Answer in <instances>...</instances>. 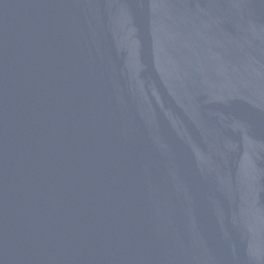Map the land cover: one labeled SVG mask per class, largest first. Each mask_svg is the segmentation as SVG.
Wrapping results in <instances>:
<instances>
[{
	"label": "water",
	"instance_id": "95a60500",
	"mask_svg": "<svg viewBox=\"0 0 264 264\" xmlns=\"http://www.w3.org/2000/svg\"><path fill=\"white\" fill-rule=\"evenodd\" d=\"M0 264H264V0H0Z\"/></svg>",
	"mask_w": 264,
	"mask_h": 264
}]
</instances>
